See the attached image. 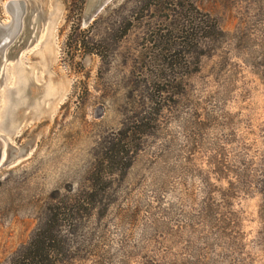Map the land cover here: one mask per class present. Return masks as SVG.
Masks as SVG:
<instances>
[{
	"label": "rangeland",
	"instance_id": "1",
	"mask_svg": "<svg viewBox=\"0 0 264 264\" xmlns=\"http://www.w3.org/2000/svg\"><path fill=\"white\" fill-rule=\"evenodd\" d=\"M27 2L0 63L22 154L0 166V264H34L40 230L43 264H264V0Z\"/></svg>",
	"mask_w": 264,
	"mask_h": 264
},
{
	"label": "water",
	"instance_id": "2",
	"mask_svg": "<svg viewBox=\"0 0 264 264\" xmlns=\"http://www.w3.org/2000/svg\"><path fill=\"white\" fill-rule=\"evenodd\" d=\"M110 0H89L88 13L91 19L94 18ZM5 11L10 15L9 21H0V63L9 59L7 53L6 58L3 57V52L11 47L21 36L23 25H26L28 20V2L27 0H6L4 3ZM11 143H4L0 139V166L9 164L21 157V153L12 154ZM5 153V157L3 154Z\"/></svg>",
	"mask_w": 264,
	"mask_h": 264
},
{
	"label": "trees",
	"instance_id": "3",
	"mask_svg": "<svg viewBox=\"0 0 264 264\" xmlns=\"http://www.w3.org/2000/svg\"><path fill=\"white\" fill-rule=\"evenodd\" d=\"M173 2V0H155V3H154V5L156 6V7H158V9L159 10H163V9H167V10H174L175 11V9H170V7H168V3L169 4H174L175 5V3H172ZM77 4V0H73V2H72V4ZM179 4H181L180 6H182L183 8H185V5H184V3H179ZM207 18V17H206ZM206 18H204V20L202 21L203 22V25H201L200 26V28H199V30H201V33L205 36V37H207V36H209L211 33H212V31L211 30H208V24H207V19ZM81 26V24L80 23H78V27H80ZM213 28H215L216 29V26L215 25H213L212 26ZM97 42V40L96 39H94V38H92L91 39V43L94 45L95 43ZM81 46H89L88 45V41H86V39H80V38H76L75 39V48H78V47H81ZM95 50L93 49V47H91L90 49H89V52H94ZM111 161H110V166H112L113 167V164L115 163V158L114 157H111ZM45 229H48V228H45ZM50 231L52 232V230H51V228H50ZM49 242H50V239H49ZM48 242V233L44 230V232H41V230L38 232V233H36V235L34 236V238L32 239V241H31V243H30V247H34V249L35 250H37V251H39V256L38 255H34V256H32V257H30V259H31V261H32V263L34 262V264H43V261L46 259V260H51L52 261V259H53V253H52V251H50V249L49 248H51V245H50V243ZM41 251H43V252H41ZM40 252L43 254L42 255V257L40 256Z\"/></svg>",
	"mask_w": 264,
	"mask_h": 264
},
{
	"label": "bare ground",
	"instance_id": "4",
	"mask_svg": "<svg viewBox=\"0 0 264 264\" xmlns=\"http://www.w3.org/2000/svg\"><path fill=\"white\" fill-rule=\"evenodd\" d=\"M6 51H4L2 54H3V57L6 58ZM4 143H6L5 141H3ZM3 157H5V153L3 154Z\"/></svg>",
	"mask_w": 264,
	"mask_h": 264
}]
</instances>
